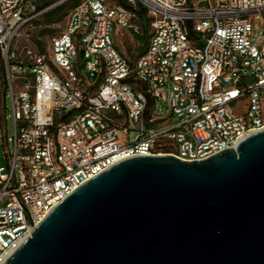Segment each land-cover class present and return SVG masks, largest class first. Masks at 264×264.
Listing matches in <instances>:
<instances>
[{"label":"built area","instance_id":"built-area-1","mask_svg":"<svg viewBox=\"0 0 264 264\" xmlns=\"http://www.w3.org/2000/svg\"><path fill=\"white\" fill-rule=\"evenodd\" d=\"M66 1L0 0V122L10 92L14 127L0 165V264L118 162L203 160L264 129V0H82L38 42V17ZM140 3L148 47L131 60L117 36L143 32Z\"/></svg>","mask_w":264,"mask_h":264},{"label":"water","instance_id":"water-1","mask_svg":"<svg viewBox=\"0 0 264 264\" xmlns=\"http://www.w3.org/2000/svg\"><path fill=\"white\" fill-rule=\"evenodd\" d=\"M4 264H264V129L203 160L118 162Z\"/></svg>","mask_w":264,"mask_h":264},{"label":"rangeland","instance_id":"rangeland-1","mask_svg":"<svg viewBox=\"0 0 264 264\" xmlns=\"http://www.w3.org/2000/svg\"><path fill=\"white\" fill-rule=\"evenodd\" d=\"M77 1H82V0H70L66 1L62 6L66 8V11L68 13L64 16V18L60 21H53L50 24H48V27L51 28L50 33L44 37L43 39L44 44L48 45V43L51 41L52 35L54 33H58L62 28L66 26L67 20H68V15L70 11L74 8L76 5ZM115 1V0H113ZM53 5V4H52ZM57 6H54L50 8L49 10L55 8ZM48 10V11H49ZM46 13V12H45ZM44 14H42L38 19L36 20V24L40 23L41 27H46L43 21ZM42 23V24H41ZM150 24V22H149ZM42 39V38H41ZM42 39V40H43ZM117 43L120 47V49L126 54V56L134 60L138 55H139V50L141 47V43L135 38V36L130 35V34H125V35H118L117 36ZM2 97V95H0ZM5 102H6V112H4L3 115H7L6 121L0 122V165L6 167L7 166V145H6V135L9 137H13L14 135V127H13V122H12V98L10 92L7 94L5 97ZM1 105L4 104V100H1ZM4 111V109H2ZM13 146L12 141H10V147Z\"/></svg>","mask_w":264,"mask_h":264},{"label":"trees","instance_id":"trees-1","mask_svg":"<svg viewBox=\"0 0 264 264\" xmlns=\"http://www.w3.org/2000/svg\"><path fill=\"white\" fill-rule=\"evenodd\" d=\"M56 1L57 0H38L37 10H43L54 4ZM80 2L81 1H77L76 5H78ZM110 2H116L118 4H122L127 7L131 6L128 0H115V1L110 0ZM67 13L68 11H66V8L62 6V4L44 13L42 23H44L46 27H41L40 23H37V29L35 31V36L37 37L38 42L44 43L45 40L43 38L50 33L51 28L48 27V24H50L53 21L62 20ZM137 13L139 15L143 27V32L141 34H137L134 36L141 43V47L139 50V55H141L146 51L148 47L149 30H150L149 22H151V18L148 16L147 9L142 3H140L139 6L137 7ZM55 34L57 33H54L52 36H54Z\"/></svg>","mask_w":264,"mask_h":264}]
</instances>
